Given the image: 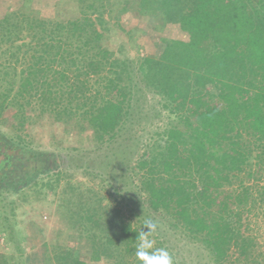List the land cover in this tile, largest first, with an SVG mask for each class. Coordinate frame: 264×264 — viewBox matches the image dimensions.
Segmentation results:
<instances>
[{
	"label": "trees",
	"instance_id": "16d2710c",
	"mask_svg": "<svg viewBox=\"0 0 264 264\" xmlns=\"http://www.w3.org/2000/svg\"><path fill=\"white\" fill-rule=\"evenodd\" d=\"M76 2L78 15L67 20L18 10L0 17V122L8 107L23 129L33 109L55 121L79 117L109 145L130 121L143 86L166 114L132 166L147 208L194 236L210 264H264L248 223L251 215L264 220V0H144L141 13L168 19L174 12L189 37L169 39L135 70L103 42L108 1ZM25 136L0 135V185H59L66 173L48 176L53 169ZM68 182L75 196H58V210L89 243L87 260L75 244L56 239L1 264H140L135 238L142 226L105 197L77 195L79 187ZM114 193L130 204L117 187ZM159 234L154 247L165 248Z\"/></svg>",
	"mask_w": 264,
	"mask_h": 264
},
{
	"label": "rangeland",
	"instance_id": "374dc122",
	"mask_svg": "<svg viewBox=\"0 0 264 264\" xmlns=\"http://www.w3.org/2000/svg\"><path fill=\"white\" fill-rule=\"evenodd\" d=\"M107 1V9L102 13L108 23L107 27H101L105 33L103 42L114 52L115 58L127 61L134 70L141 57L158 56L169 39L188 40V33L180 28L174 12L164 19L159 13H141L144 0ZM11 10L63 20L74 18L79 12L76 0H0V17ZM139 86L133 97L130 121L109 145L96 141L93 132L79 117L55 121L52 116L41 115L33 109L28 111L29 123L23 129L14 119V109H6L0 122V135L13 138L26 133L29 149L41 152L45 165L53 169L48 176L57 169L66 174L59 185L52 182L51 186L47 183L41 187V180L39 183L0 185V264L4 257L9 261L23 259L24 253L38 250L43 243L50 246L56 239L75 244L80 256L87 260L89 243L79 238L71 221L58 210L61 203L58 196H75L68 181L79 187L77 195H91L93 200L105 197L103 203L121 208L126 221L134 226H143L145 220L155 223L153 240L158 238L159 232L162 234L164 246L175 264H210L207 251L194 236L179 233L161 213L148 209L139 195L133 163L146 145L154 141L166 121L158 95ZM115 187L129 199L132 209L137 208L136 211L129 209L127 199L120 200L118 194L115 195ZM115 196L118 204L112 199ZM248 223L264 249V220L251 215ZM89 264L114 263L101 260Z\"/></svg>",
	"mask_w": 264,
	"mask_h": 264
},
{
	"label": "clouds",
	"instance_id": "9594fccd",
	"mask_svg": "<svg viewBox=\"0 0 264 264\" xmlns=\"http://www.w3.org/2000/svg\"><path fill=\"white\" fill-rule=\"evenodd\" d=\"M143 228H146L147 231H143ZM156 228L157 225L152 221H144L135 238V257L140 264H174L173 257L166 248L154 247L155 241L151 237L156 232Z\"/></svg>",
	"mask_w": 264,
	"mask_h": 264
}]
</instances>
